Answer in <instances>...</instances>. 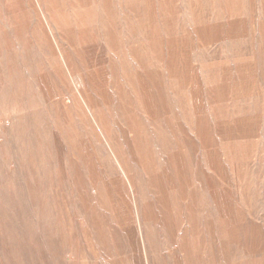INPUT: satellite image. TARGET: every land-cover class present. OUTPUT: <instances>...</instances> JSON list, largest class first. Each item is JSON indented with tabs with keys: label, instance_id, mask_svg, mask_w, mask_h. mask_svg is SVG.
Masks as SVG:
<instances>
[{
	"label": "rangeland",
	"instance_id": "rangeland-1",
	"mask_svg": "<svg viewBox=\"0 0 264 264\" xmlns=\"http://www.w3.org/2000/svg\"><path fill=\"white\" fill-rule=\"evenodd\" d=\"M0 264H264V0H0Z\"/></svg>",
	"mask_w": 264,
	"mask_h": 264
}]
</instances>
